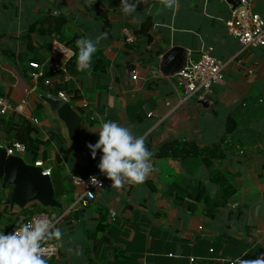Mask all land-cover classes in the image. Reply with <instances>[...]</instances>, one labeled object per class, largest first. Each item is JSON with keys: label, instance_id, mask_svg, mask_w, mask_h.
Instances as JSON below:
<instances>
[{"label": "crops", "instance_id": "obj_1", "mask_svg": "<svg viewBox=\"0 0 264 264\" xmlns=\"http://www.w3.org/2000/svg\"><path fill=\"white\" fill-rule=\"evenodd\" d=\"M249 2L264 19V0ZM171 4L140 0L136 13L125 15L121 0H0V96L24 106L0 117V145L18 141V132L28 124L42 140L54 137L38 157L46 152L51 169L59 170L55 178L63 206L60 212L51 211L62 237L52 239L57 254L49 264H232L238 257L255 260L264 254V47L243 50L228 34L225 22L232 4L227 0ZM47 15L67 19L62 29L66 36L95 40L106 34L97 45L104 71L70 72L67 81L53 75L50 85L32 80L29 63L46 59L53 35L61 40V33H38ZM149 18V33L139 37L137 31ZM127 32L135 35V43H126ZM176 45L188 51L189 59L212 47L213 56L227 62L224 81L204 97L208 106L197 94L187 97L176 77L161 73V56ZM35 87L65 92L79 110L82 153L73 148ZM229 118L237 127L226 136ZM105 121L129 127L150 142L152 170L143 183L125 179L115 188L100 172L102 153L98 150L93 158L87 144L98 140ZM224 138H231L230 149L222 145L226 154L213 160L212 169L224 171L236 191L212 210L186 194L202 182L210 198L218 200L221 188L211 181V169L193 156L159 158L157 152L170 140L208 147ZM89 173L103 176L104 184L89 208L73 209L77 187L72 177ZM22 213L7 211L0 217V231L11 230V216Z\"/></svg>", "mask_w": 264, "mask_h": 264}, {"label": "built area", "instance_id": "obj_2", "mask_svg": "<svg viewBox=\"0 0 264 264\" xmlns=\"http://www.w3.org/2000/svg\"><path fill=\"white\" fill-rule=\"evenodd\" d=\"M225 25L228 34L238 40L243 50L264 47V19L252 9L249 0H240L239 4L231 9V15L226 20ZM125 41L126 43L133 44L136 41V37L127 32ZM212 51V47L205 48L201 51L197 59H188L185 69L175 76L187 97L197 94L200 98H204L211 92L214 84L224 81V70L227 62L214 57ZM74 56V49L70 45L62 42L59 36L53 35L49 55L43 62L31 61L29 63L32 69L29 76L35 82L43 80L46 85H50L52 78L46 77L45 75V68H48L54 75H62L64 80L67 81L71 78L68 66ZM58 96L68 101V96L65 92H58ZM23 108L22 103L15 106L6 96H0V117L7 115L13 109L21 112ZM5 147L10 154H24L27 156V147L21 141H14L5 145ZM28 162L34 163L38 167H45L47 161L38 158L33 162ZM43 173L51 175V169H46ZM93 176L97 178L96 184L91 182V177ZM72 183L77 187V190L74 192L75 199L72 208L87 209L96 199L98 190L103 186L104 177L96 173L75 175L72 177ZM81 187L83 189L79 190L78 188ZM24 219V223L33 222L35 219H49L52 222L53 229L56 224L54 221V213L42 207L36 208L29 217H25ZM14 230L15 228L5 231V234L13 232ZM56 254L57 245L55 243L43 244V255L47 260V264H49L48 262Z\"/></svg>", "mask_w": 264, "mask_h": 264}, {"label": "clouds", "instance_id": "obj_3", "mask_svg": "<svg viewBox=\"0 0 264 264\" xmlns=\"http://www.w3.org/2000/svg\"><path fill=\"white\" fill-rule=\"evenodd\" d=\"M139 2L140 0H121L123 13L135 14ZM164 6L171 7V0H164ZM104 35L106 34L95 40L82 38L76 41L78 71L91 70L93 55ZM98 137L94 144L88 143L87 147L93 158L98 150L102 153L98 168L112 180V187L120 188L125 179L137 184L143 183L152 170V152L146 147L144 139L134 135L129 127L114 121L103 122L98 129ZM91 182L96 184L97 178L91 177ZM61 237V229H53L49 219H35L33 222L23 223L7 234L0 231V264H47L43 255V244ZM68 251L71 252V249ZM79 254L80 250L77 249V255ZM233 264H264V254L255 260L238 257Z\"/></svg>", "mask_w": 264, "mask_h": 264}, {"label": "water", "instance_id": "obj_4", "mask_svg": "<svg viewBox=\"0 0 264 264\" xmlns=\"http://www.w3.org/2000/svg\"><path fill=\"white\" fill-rule=\"evenodd\" d=\"M232 8L240 0H227ZM148 43L152 36L148 35ZM162 47H164L162 45ZM189 59L188 51L179 45L167 49L161 56L159 69L164 76L175 77L183 71ZM34 92L43 100L49 110L61 123L73 148L82 153V115L73 105L52 92L35 87ZM199 102L208 106V98ZM52 167L46 162L45 167L29 163L24 154H10L5 146L0 145V211L6 208L10 212L25 210L33 205L43 208L62 209V203L56 198L51 175L43 171Z\"/></svg>", "mask_w": 264, "mask_h": 264}, {"label": "trees", "instance_id": "obj_5", "mask_svg": "<svg viewBox=\"0 0 264 264\" xmlns=\"http://www.w3.org/2000/svg\"><path fill=\"white\" fill-rule=\"evenodd\" d=\"M67 23V19L65 17H57L52 15L44 16L43 19L40 20V27L38 33L41 35L49 36L52 32H57L61 35V40L70 45L74 51L75 56L72 58V60L69 63V71L71 73H77L80 72L77 70L76 67V59L78 54V47L76 41L79 39H82V34H72L69 36L64 35L63 26ZM153 25V21L151 18L146 20L144 24L141 26V28L137 31V35L139 37H144L147 35ZM31 32L28 31L26 34V38L31 37ZM30 43V42H28ZM35 61L41 62L42 59L36 57ZM104 59L102 58L101 54L97 51L93 55V60L91 63V71L95 72L96 74L101 73L104 71ZM47 76H53L54 74L49 72L45 74ZM84 113V111H82ZM11 123V122H10ZM14 125V123H12ZM12 125V126H13ZM237 127L236 120L234 118H229L227 121V135L234 134ZM18 141L23 142L27 147V160L30 162H33L38 159L41 151V147L43 145H49L51 141L54 139V137H51L47 140H42V137L40 136L39 132L35 130L34 127H30L29 124L25 126V128L22 129V131L18 132ZM37 133V134H36ZM230 137V136H229ZM230 143L231 138H224L219 143H216L212 146L208 147H200L196 142H190V141H180V140H170L166 143H164L159 151L157 152V157L163 158V157H173L175 159H185L188 157H195L197 159V164L205 163L208 168L211 169V181L215 182L217 185L221 188V195L219 196L218 200L212 199L209 196V193L207 191L206 185L202 182H198L197 188L191 191H187L186 194L188 197H196V199H199L200 201H203L207 204L208 209L215 210L217 207H220L221 205H224L228 199L235 191L236 188L232 185L230 179L228 178L227 174L220 170V169H212L214 168V159H220L226 154V149L222 147L224 145L227 149H230ZM146 147L150 148V142L145 141ZM42 159L44 161H47L48 157L46 152L43 153ZM58 169H51V177L53 180L55 192H56V198L60 200L61 196L58 193L59 184L56 181L55 175L58 172ZM193 191V192H192ZM41 206L39 205H33L25 210H23V213L20 217V215L11 216L10 221L12 223L11 229L17 228L21 226L24 223V218L22 217H29L36 208ZM43 208V207H42ZM45 209V208H44ZM190 209H193V207L190 206ZM8 209L6 208L4 211L0 213V217L5 215L7 213ZM54 242L52 239L45 242L44 244H49Z\"/></svg>", "mask_w": 264, "mask_h": 264}, {"label": "rangeland", "instance_id": "obj_6", "mask_svg": "<svg viewBox=\"0 0 264 264\" xmlns=\"http://www.w3.org/2000/svg\"><path fill=\"white\" fill-rule=\"evenodd\" d=\"M47 146H48V145H47ZM55 169H56V168H55ZM46 209H47L48 211H50V212H51L52 210H55V211L57 210V209H51V208H46ZM57 211L60 212L61 210H57Z\"/></svg>", "mask_w": 264, "mask_h": 264}]
</instances>
